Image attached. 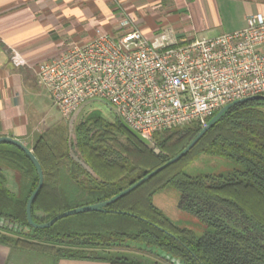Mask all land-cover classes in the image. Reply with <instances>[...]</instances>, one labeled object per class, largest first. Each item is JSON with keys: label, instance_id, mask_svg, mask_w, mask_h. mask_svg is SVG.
<instances>
[{"label": "trees", "instance_id": "16d2710c", "mask_svg": "<svg viewBox=\"0 0 264 264\" xmlns=\"http://www.w3.org/2000/svg\"><path fill=\"white\" fill-rule=\"evenodd\" d=\"M200 131L192 124L156 133L150 149L115 115L113 122L100 115L79 121L74 142H69L68 132L47 130L31 144L43 173L32 220L43 224L115 197L178 155ZM199 155L225 158L239 168L188 176L187 168ZM3 169L19 175L17 196L5 187ZM37 184L29 158L17 147L0 143V218L26 227V203ZM168 187L179 193L180 209L206 221L205 234L195 236L176 227L153 204V196ZM105 210L63 218L31 234L2 227L0 245L10 253L55 261L161 264L159 257L142 255L144 246L181 264H264V101L231 107L179 161Z\"/></svg>", "mask_w": 264, "mask_h": 264}, {"label": "built area", "instance_id": "2783aa9c", "mask_svg": "<svg viewBox=\"0 0 264 264\" xmlns=\"http://www.w3.org/2000/svg\"><path fill=\"white\" fill-rule=\"evenodd\" d=\"M117 37L97 29L72 44L36 76L61 116L69 119L89 99L111 104L133 130L156 133L201 128L225 105L264 97V17H246L243 29L179 42L168 32L146 37L128 21ZM13 64L25 65L15 49Z\"/></svg>", "mask_w": 264, "mask_h": 264}, {"label": "crops", "instance_id": "0c3cea01", "mask_svg": "<svg viewBox=\"0 0 264 264\" xmlns=\"http://www.w3.org/2000/svg\"><path fill=\"white\" fill-rule=\"evenodd\" d=\"M253 13L264 17V0H0V136L31 149L36 137L60 123L47 110L46 97L51 100L36 68L58 59L68 46L88 41L97 29L117 37L128 21L148 38L168 32L182 42L243 29ZM10 48L25 65L13 64ZM14 255L0 245V264L24 260Z\"/></svg>", "mask_w": 264, "mask_h": 264}, {"label": "rangeland", "instance_id": "374dc122", "mask_svg": "<svg viewBox=\"0 0 264 264\" xmlns=\"http://www.w3.org/2000/svg\"><path fill=\"white\" fill-rule=\"evenodd\" d=\"M205 36L208 37V35ZM45 102H46V107L48 108L46 109L47 110L52 109L53 113L60 120V123H58L55 127L51 129L57 128L61 132H65L67 134L69 119L63 118L61 114L58 112V110L54 106H52V103L48 100L47 97ZM96 115L103 116L105 120H107L108 122L114 121V113L108 105L102 102H92L87 106H85L78 113L72 127L71 142H74V127L76 126V124H78L79 121L81 120H85L89 117H94ZM72 155L75 157L74 152H72ZM236 168H239V166H237L236 164L225 158L209 156V155H199L187 168L186 174L191 177H195L199 175H219L232 171ZM1 172L4 175L5 187H7L12 192V194L17 196L19 194V188L17 185L19 180L18 179L19 175L17 173L15 174L14 172H10L6 169H3ZM178 199H179V193L174 188L171 187L165 188L164 190L160 191L154 196L155 204L159 206L162 210H164L166 215L169 216V218H171L173 221H175L178 226L188 228L193 232H195L197 235L202 234L206 230V226L197 218L188 214H183L185 216H182V218H178L177 214L176 217L173 216V213L175 212V207L178 203ZM161 202L168 207L163 209V207H161L162 206ZM142 255H144L147 258L153 259L151 258L153 256L150 253H147L146 251ZM14 257L17 260L19 257L22 258L24 257V260L18 264H58V261H55L53 258L42 255L15 252ZM160 263L168 264L164 260L160 261ZM10 264H17V263L11 262Z\"/></svg>", "mask_w": 264, "mask_h": 264}, {"label": "water", "instance_id": "95a60500", "mask_svg": "<svg viewBox=\"0 0 264 264\" xmlns=\"http://www.w3.org/2000/svg\"><path fill=\"white\" fill-rule=\"evenodd\" d=\"M264 101V97L261 96H253V97H248V98H244L242 100H238L232 103H229L227 105H225L224 107H222L206 124L205 127L201 128V131L196 135V137L178 154L176 155L174 158H172L171 160H169L167 163H165L164 165L158 167L157 169H155L154 171L148 173L147 175H145L142 179H140L139 181H137L136 183H134L132 186H130L129 188L125 189L124 191H122L121 193H119L118 195H116L115 197L96 204V205H88V206H83V207H79V208H75L69 211H66L62 214L57 215L54 219L43 223V224H36L33 222L32 220V216H31V207L32 204L42 186V182H43V173H42V169L40 164L38 163L37 159L35 158V156L32 153V150L27 148L23 143H21L20 141L13 139L11 137H6V136H0V143H5V144H11L15 147H17L18 149H20L31 161V163L33 164V166L36 169L37 172V176H38V184L37 187L35 188V190L33 191V193L31 194V196L29 197L27 203H26V207H25V214H26V221L27 224L33 228V229H47L49 227H51L56 221L63 219V218H67L73 215H77V214H82V213H88V212H107L105 210V207H107L108 205L114 203L115 201H117L118 199L124 197L125 195H127L128 193H130L131 191H133L135 188L139 187L140 185H142L144 182H146L147 180L151 179L153 176H155L156 174H158L159 172H161L162 170H164L165 168L169 167L170 165L176 163L177 161H179L183 156H185L193 147L194 145L200 140V138L207 132V130H209L213 124L219 120L231 107L243 103V102H247V101ZM92 102H102L105 103L106 105H108L114 115L117 117L118 121L120 122V124L128 131L129 134H131L133 137H135L137 140H139L141 143H143L146 147L153 149V143L143 137L141 134H139L138 132H136L135 130H133L128 124L125 123V121L122 119V117L119 115L118 111L109 103H107L104 100L95 98V99H89L85 102H83L77 109L76 111L71 115V117L69 118V124H68V132H69V142L71 141V134H72V127H73V123L78 115V113L88 104L92 103ZM155 152H157L155 150ZM75 158V157H74ZM76 159V158H75ZM77 160V159H76ZM83 165V164H81ZM83 167L86 170H89L86 166L83 165ZM117 213H121V212H117ZM125 214V213H122ZM8 228V229H12L13 231H16L17 228H19V232H21V227H17L16 225H12L10 224L9 221L4 220L2 218H0V228ZM24 230H27L24 229ZM26 231H24L25 233ZM141 248L143 250H146V252H152L155 255H157L159 258L169 262L170 264H181L179 262V260L171 258L170 256L164 254L163 252L157 250V249H148L145 248L144 246H141Z\"/></svg>", "mask_w": 264, "mask_h": 264}, {"label": "flooded vegetation", "instance_id": "af4514ba", "mask_svg": "<svg viewBox=\"0 0 264 264\" xmlns=\"http://www.w3.org/2000/svg\"><path fill=\"white\" fill-rule=\"evenodd\" d=\"M7 188V187H6ZM159 193V192H158ZM157 194V193H156ZM155 194V195H156ZM154 195V196H155ZM154 196H153V198H154ZM178 203H179V199H178ZM178 203H177V205H176V207H175V214L173 213V216L174 217H176V214H177V217L178 218H182V216H185V215H183V214H188V215H191V216H193V217H195V218H197L199 221H201L202 223H204L205 224V226H206V230L202 233V234H200V235H197L195 232H193L192 230H190V229H188V228H185V227H180V226H178L177 225V223L175 222V221H173L171 218H169V216H167L166 215V213L164 212V210H162L159 206H157L156 204H155V202L153 201V204L171 221V223L173 224V225H175L176 227H178V228H181V229H186V230H189V231H191L195 236H202L203 234H205L206 232H207V230H208V224L206 223V221L205 220H203V219H200L199 217H197V216H195V215H193L192 213H189V212H187V211H185V210H182V209H180L179 207H178ZM161 207H163V209H165V208H167L168 206H165L162 202H161ZM106 208V207H105ZM107 211V210H106ZM108 212V211H107ZM34 222V221H33ZM34 223H36V222H34ZM36 224H39V223H36ZM27 228V230H24V229H26ZM31 230H39V229H33V228H31L28 224H27V226L26 227H24V228H22L21 229V232L23 233L24 231H26L25 233H27V234H31ZM17 231H19V228H17ZM135 247V246H134ZM146 248V247H145ZM122 248H120L119 250H121ZM133 249H135V248H133ZM144 251H146V250H144ZM147 253H150L152 256H154V257H156V258H158V256L157 255H155L154 253H152V252H147ZM159 259H161V258H159ZM161 260H163V259H161ZM165 261V260H164ZM166 263H168V264H170L169 262H167V261H165Z\"/></svg>", "mask_w": 264, "mask_h": 264}]
</instances>
